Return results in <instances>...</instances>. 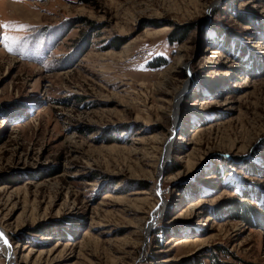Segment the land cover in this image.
<instances>
[{
    "label": "rangeland",
    "instance_id": "374dc122",
    "mask_svg": "<svg viewBox=\"0 0 264 264\" xmlns=\"http://www.w3.org/2000/svg\"><path fill=\"white\" fill-rule=\"evenodd\" d=\"M0 24L26 26L0 42V264H264V0H0Z\"/></svg>",
    "mask_w": 264,
    "mask_h": 264
},
{
    "label": "snow or ice",
    "instance_id": "6c2138e0",
    "mask_svg": "<svg viewBox=\"0 0 264 264\" xmlns=\"http://www.w3.org/2000/svg\"><path fill=\"white\" fill-rule=\"evenodd\" d=\"M15 2H21V0H15ZM0 28H3L5 30V34L0 37V42L3 43V46L9 51L12 52L13 48L12 45L18 42L17 37H11L7 35V31L11 28H16L17 30H26V26L23 25H10V24H0ZM3 234L0 233V237H2ZM4 243H7V240H4Z\"/></svg>",
    "mask_w": 264,
    "mask_h": 264
},
{
    "label": "bare ground",
    "instance_id": "6f19581e",
    "mask_svg": "<svg viewBox=\"0 0 264 264\" xmlns=\"http://www.w3.org/2000/svg\"><path fill=\"white\" fill-rule=\"evenodd\" d=\"M14 9H15L16 12L21 11V9H20L19 7H15ZM22 12H23V11H22ZM181 95H182V92H181V91H176L175 97L178 98L177 101L180 99ZM168 157H169V154H168V152H166L165 155H164L163 163H162L163 170H164V167L167 165ZM151 226H152V225H150V226L148 227V233L150 232ZM0 233H2L1 230H0ZM2 234H3V236L0 237V241H1L3 244H5V243H4V240H6V236L4 235V233H2ZM9 253H10V251H9ZM8 264H11V262H10L9 259H8Z\"/></svg>",
    "mask_w": 264,
    "mask_h": 264
},
{
    "label": "water",
    "instance_id": "95a60500",
    "mask_svg": "<svg viewBox=\"0 0 264 264\" xmlns=\"http://www.w3.org/2000/svg\"><path fill=\"white\" fill-rule=\"evenodd\" d=\"M7 244H8V241H7ZM9 245V244H8Z\"/></svg>",
    "mask_w": 264,
    "mask_h": 264
}]
</instances>
